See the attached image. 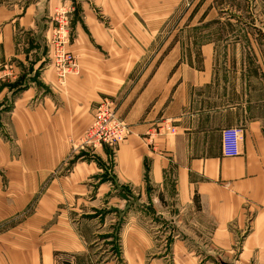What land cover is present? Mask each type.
I'll list each match as a JSON object with an SVG mask.
<instances>
[{
	"label": "crops",
	"instance_id": "0c3cea01",
	"mask_svg": "<svg viewBox=\"0 0 264 264\" xmlns=\"http://www.w3.org/2000/svg\"><path fill=\"white\" fill-rule=\"evenodd\" d=\"M47 4L0 5V264H264V18L251 32L220 19L236 39L219 44L229 32L214 39L201 32L212 20L183 18L143 82L136 73L148 71L141 58L161 40L162 19L138 28L128 5L108 34L85 17L70 47L83 73L65 87L47 67ZM104 98L132 130L109 169L103 157L71 155ZM164 119L177 135L152 146L144 136ZM230 127L243 130L233 158L222 153ZM117 235L122 253L102 259L97 243Z\"/></svg>",
	"mask_w": 264,
	"mask_h": 264
},
{
	"label": "rangeland",
	"instance_id": "374dc122",
	"mask_svg": "<svg viewBox=\"0 0 264 264\" xmlns=\"http://www.w3.org/2000/svg\"><path fill=\"white\" fill-rule=\"evenodd\" d=\"M14 0H0V5H4L6 3H12ZM24 1V0H23ZM47 4L49 0H42ZM104 2V3H103ZM52 9H48L49 4H47V8L40 7L43 11V22L48 23L49 28L51 29V35L48 40V47H49V54H48V60H47V67L55 73L57 82L60 86H64L67 82L63 83L58 78L57 71L54 66V50H55V44L53 43V40L55 39V36L57 35V31L61 26H65V29L67 31V38L68 41L65 43L64 50L69 52L70 54H73L78 57V73H68L67 77L70 76H81L83 73V68L80 64L81 56L78 52L75 53L73 50H70V47L72 43H75L73 41V29L77 27L80 28V25L85 23V17H88L92 19L95 22H99L101 28H105V31L108 34H111L115 30V26L112 24L113 20L119 19L123 17V9L129 5L130 6V18L131 22L134 24H138L136 27L141 28L139 25L140 23H146L148 19H162L163 22V29H162V37L161 40L156 41V43L153 41L152 45L148 50L152 49V52L149 54L148 50L146 54L150 55V57L141 58L144 59L143 65H149L148 71H146V68L142 67L139 71L137 70L136 77L140 78V75H143V82H147L152 75L154 74V71H150V65L154 66L155 64V57H154V49L156 48L157 51V61H158V55L163 54L162 61H166L168 55L171 51L172 45L177 41H171L172 35L176 34V32H179L181 25V20L183 18H194L195 20L205 19V20H212L209 28H205L201 32H209L211 33L212 38L216 39V36L218 33L222 32L220 30H226V33H230L229 36H224L221 38V36H218L217 43H233L236 39L235 36H233L236 33V28L233 26V28L230 27V30H227V26L224 24H220V19L224 20L226 19H232L236 22L235 19H238V21H242L240 23V28L245 29V32H251V23H255L256 19H262L264 18V0H127V4L123 7L122 4L119 2H108L106 0H53L52 3ZM86 13L89 15L86 16ZM126 15V14H125ZM154 22V21H152ZM260 22V21H259ZM180 23V24H179ZM222 23H224L222 21ZM87 26V25H86ZM185 26V25H184ZM200 29L202 28L199 26ZM250 27V28H249ZM86 29V27H84ZM178 29V31H177ZM87 30V29H86ZM244 32V33H245ZM232 34V35H231ZM226 35V34H225ZM159 39V38H158ZM136 43L132 41V46L136 45ZM95 48L98 47V51L100 54L103 53L102 51V42L100 44L96 45L93 43ZM46 49V45H44ZM141 49V48H139ZM185 49V46H184ZM145 51V49H143ZM48 51V49H47ZM159 53V54H158ZM186 54V50L184 51V55ZM100 58L102 56L100 55ZM188 56L183 57L182 59H179L180 62H184L185 59H187ZM75 74V75H73ZM95 76V74H87ZM116 76H120L119 78ZM123 74H110V73H102L100 74L99 78H107L108 80H117V82L122 81ZM63 83V84H62ZM66 87V85H65ZM109 102L111 104V109L116 114L118 120L122 123H124L127 128L129 129V134L127 137L122 140L121 142L115 144L114 146H109L106 144L101 145H95L92 140L88 136V132L91 129L92 125L95 122V114L98 108L104 103ZM118 104L113 99L104 98L101 100L99 104H97L94 108L95 114H93V122L83 131V133L78 137V140L75 142H72V151L71 155L78 154V160H88V159H100L101 157L104 158V161L102 163L107 165V168L109 169V164H114L116 160V152L119 149L120 145L127 140V138L132 133L131 127L124 122L119 116H118ZM164 127V128H163ZM175 130V133H174ZM225 130V129H224ZM177 135V128L174 126V124L171 122V120L164 119L156 123L153 127H151L144 138L147 139V141L151 142L152 146H155L154 141L156 139L162 138L163 136H175ZM102 160V159H100ZM68 172V170L66 171ZM115 219L114 223L115 225L118 224ZM112 223V224H114ZM97 232L100 234H104L107 232L106 227H103V224L101 226L96 227ZM105 231V232H104ZM118 231L116 228H113L112 233ZM104 242H98V246L96 248H100L99 250H107L102 256V259L109 257L110 259L115 257H119V255L122 253V244L121 240L119 239L118 235L114 239L106 240L104 239ZM110 241V242H109ZM207 260V259H205ZM220 261H223L222 259H212L213 264H221ZM69 263V261L67 260ZM224 262V261H223ZM200 263L202 264V261L200 260ZM237 264V263H235Z\"/></svg>",
	"mask_w": 264,
	"mask_h": 264
},
{
	"label": "built area",
	"instance_id": "2783aa9c",
	"mask_svg": "<svg viewBox=\"0 0 264 264\" xmlns=\"http://www.w3.org/2000/svg\"><path fill=\"white\" fill-rule=\"evenodd\" d=\"M68 41L65 26H61L53 40L54 66L61 82L65 83L68 73H78V58L64 50ZM75 75V74H73ZM62 83V84H63ZM164 128V127H163ZM175 133V130H174ZM129 134L127 126L120 122L111 109V104L106 102L101 105L95 114V122L88 132L89 138L95 145L106 144L114 146L124 140ZM243 130L238 127L226 128L222 131V153L227 158L237 157L241 153Z\"/></svg>",
	"mask_w": 264,
	"mask_h": 264
}]
</instances>
